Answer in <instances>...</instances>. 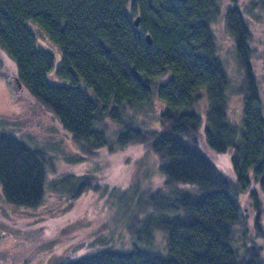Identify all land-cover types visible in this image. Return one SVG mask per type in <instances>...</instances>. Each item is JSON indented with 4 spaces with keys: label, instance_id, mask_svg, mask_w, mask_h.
<instances>
[{
    "label": "trees",
    "instance_id": "1",
    "mask_svg": "<svg viewBox=\"0 0 264 264\" xmlns=\"http://www.w3.org/2000/svg\"><path fill=\"white\" fill-rule=\"evenodd\" d=\"M250 1L264 11V0ZM219 14L218 0H0V50L79 149L68 159L139 143L161 175L149 186L137 176L115 194L131 247L98 246L51 264H264V64L258 77L251 28L241 6H228L222 17L241 70L232 81L212 28ZM232 94L241 98L239 121L228 115ZM146 103L154 126L137 117ZM7 122L0 117V126ZM212 153H227L228 170ZM46 160L42 146L0 130L5 199L35 208L46 187L70 198L96 188L91 173L44 187ZM242 192L261 243L246 235ZM156 230L164 250L154 247Z\"/></svg>",
    "mask_w": 264,
    "mask_h": 264
},
{
    "label": "rangeland",
    "instance_id": "2",
    "mask_svg": "<svg viewBox=\"0 0 264 264\" xmlns=\"http://www.w3.org/2000/svg\"><path fill=\"white\" fill-rule=\"evenodd\" d=\"M218 3L220 14L212 22V28L217 52L228 74L234 83L241 75L233 37L222 17L228 6L236 4L241 6L251 28L250 58L256 75L260 77L264 64V11L250 0H218ZM58 52L59 49L55 57H59ZM0 58L4 72V75L0 74V117L8 119L0 130L44 148L47 159L44 187L50 180L66 173L74 176L91 173L97 180L96 188H89L75 198L46 187L44 200L35 208L7 201L0 184V264H51L63 255L75 257L98 246L115 249L131 247L134 240L132 233L121 221H117L118 214L114 213L115 194L118 189L129 186L137 176L140 177V186L159 182L161 175L156 168L155 155L135 143L111 151L100 149L81 161L68 159L72 151L79 149L50 111L14 80V64L1 50ZM84 88L91 93L90 87ZM151 101H156V98L152 97ZM228 103L229 117L239 121L242 116L240 96L232 94ZM143 109L138 119L154 126L153 108L146 103ZM114 127L115 124L109 122V129ZM212 154L215 163L224 172L227 169V153ZM238 200L246 217V235L261 243L260 237L254 235V209L249 196L239 193ZM237 234L241 235L240 232ZM162 236L163 231L156 230L153 242L156 244L154 247L160 250L165 249V243H161Z\"/></svg>",
    "mask_w": 264,
    "mask_h": 264
},
{
    "label": "water",
    "instance_id": "3",
    "mask_svg": "<svg viewBox=\"0 0 264 264\" xmlns=\"http://www.w3.org/2000/svg\"><path fill=\"white\" fill-rule=\"evenodd\" d=\"M138 19H139L138 16H135V17H134V25H137V24H138ZM37 34H38V36H39L41 39L45 40V36L43 35V33H42L41 31L37 30ZM145 38H146L147 42H150V36H149L148 33L145 34ZM14 80H15V81L18 83V85H19L20 82H19V80L17 79V77H14Z\"/></svg>",
    "mask_w": 264,
    "mask_h": 264
}]
</instances>
